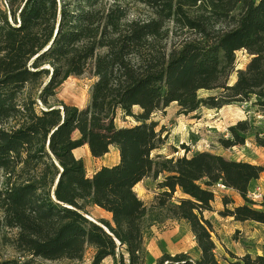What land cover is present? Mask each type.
Listing matches in <instances>:
<instances>
[{"label": "trees", "instance_id": "1", "mask_svg": "<svg viewBox=\"0 0 264 264\" xmlns=\"http://www.w3.org/2000/svg\"><path fill=\"white\" fill-rule=\"evenodd\" d=\"M135 4L147 15L132 16ZM242 50L250 59L235 69ZM90 63L85 106L64 103L57 88ZM247 102L264 113V0H1L0 227L18 255L0 264H145L146 232L168 221L187 225L198 257L163 251L155 264H264V247L225 248L219 259L205 217L222 184L242 203L221 194L219 217L264 224V195L248 197L264 167L184 144L180 156L154 153L166 137L151 117L159 110L176 103L187 116ZM118 115L135 123L119 126ZM227 129L221 147L252 136L264 149V130L250 120ZM111 146L116 164L90 175L74 155L87 147L101 158ZM161 176L146 204L134 187ZM91 206L110 220L87 218Z\"/></svg>", "mask_w": 264, "mask_h": 264}, {"label": "rangeland", "instance_id": "2", "mask_svg": "<svg viewBox=\"0 0 264 264\" xmlns=\"http://www.w3.org/2000/svg\"><path fill=\"white\" fill-rule=\"evenodd\" d=\"M146 13H148V10L142 4H135L130 12L132 16H138L140 18L144 17V15H147ZM236 55L237 59L235 69H244L250 59V55H248L247 52L243 50L238 51ZM91 73L92 63L88 65L83 76H71L62 85H60L57 88V97L69 105L73 104L79 107L85 106V103L89 99V87L93 82V75ZM235 78L236 75L233 74L229 80V83L231 84ZM214 93L215 91L203 90L200 91L198 95L199 97L203 98L206 95ZM241 104L243 103H233L232 105H226L218 111H212L203 107L197 110L195 113H191L187 116L178 113L179 107L176 103L171 104L163 111L159 110V112L154 113L151 117L152 120L158 123L157 130H159L160 127L164 128L165 132L163 137H166L164 142L160 144V148L154 153L162 154L168 157L180 156L183 154L180 144L187 145L191 150L190 153L204 150L217 151L219 148V144H217L218 138L220 136L228 137L229 133L227 127L229 124H233V122L242 115L243 108H241ZM134 111L137 112L138 108H134ZM116 118L117 124L119 126H130L135 123V121L131 118L124 119L120 115H118ZM175 147L178 151L174 153L173 149ZM86 149L87 148L85 147L77 148L75 151V156L83 159L87 174L92 173L95 169L102 166V162L105 160L106 162H112V151H110V153L104 159L96 160V158H93L90 155L89 150ZM162 179V176L158 179L146 178V180L137 184L134 190L147 204L152 200L154 192L157 191V184L161 182ZM1 186L2 174L0 171V188ZM213 189H215V197L216 201H218L225 188ZM212 204L214 207L215 203L213 202ZM206 216L212 221L216 234V236L213 234L214 240L221 237V239L224 240L225 245L230 247V250L236 255L239 254L242 247L250 245L247 228L239 226V228L233 230V228L230 226V222H223L224 218L219 217L217 213L211 216H209V213H206ZM89 217L94 220L100 218L110 220V215L106 211L94 206L89 207ZM222 223L224 224V227H221ZM4 233H7V236L12 235V232H6L0 227V262L4 259L15 258L18 255L12 247L6 245L2 240L1 237ZM192 243L193 235L190 233L187 225L184 222L176 223L168 221L162 225L152 226L146 232L145 246L146 250L148 251V255L145 264H155L156 259L162 254L163 251H167L170 254H176L178 251H188L189 253L193 254L194 250L192 249ZM90 254L91 252H89L88 256H90ZM223 255L228 257L224 249L220 248V250L217 251V256L219 259H221ZM229 260L232 262V259ZM221 262L224 264H230L224 260ZM44 264L57 263L46 261ZM103 264H112V259H104Z\"/></svg>", "mask_w": 264, "mask_h": 264}, {"label": "crops", "instance_id": "3", "mask_svg": "<svg viewBox=\"0 0 264 264\" xmlns=\"http://www.w3.org/2000/svg\"><path fill=\"white\" fill-rule=\"evenodd\" d=\"M241 108H243L242 115L239 116L236 119V121L233 122V124L239 120H250L256 127L264 130V113H262L260 110H257V108H255L248 102L241 104ZM209 110L218 111L216 109H209ZM233 124H229V126ZM218 147L219 148L217 151H211V150H205V151H209V152L216 153V154H221L227 159L252 162V163H255V164H258L264 167V149L257 146L254 143L252 136H249L245 142V145H242V146H234L232 148H223L219 144ZM76 150L77 148L74 150V155H75ZM110 151H112V154H113L112 162H106V160L105 161L103 160L104 162H102L103 163L102 165L111 166V165L116 164L118 160V149L117 147L115 148L111 146ZM110 151L107 154L101 156V158H96V160L104 159L110 153ZM100 167H98L97 169H99ZM248 188H249L248 195L255 191H258L262 196L264 195V170L258 179H253L250 181ZM222 194H227L228 196H230L233 199L235 204L242 203V199L239 196V194L236 191H233L232 189L225 188ZM254 200L256 202L261 201V199H254ZM214 203H215L214 205L215 212L214 211L206 212V213H209V216L214 215L215 213H217V211L221 210V208L223 207V203H221V197H219L218 201H216V197H215ZM261 208L264 210V207H261ZM205 217L207 218L206 214H205ZM225 221L228 223L230 222V226L233 228V230L239 228V226H242L248 229V235H249L248 239L250 241V245H246L245 247H242L239 252V255H242L244 253L255 255V254H261L263 252L264 224L258 223L256 221L244 222V223L238 222V221L235 222L231 218H224L223 222ZM223 225L224 224L222 223L221 227H224ZM215 245H216V255H217V251H219L220 248L221 249L223 248L224 251H225V248L230 250V247H227L225 245L224 240L221 239V237L215 239ZM192 249L194 250L193 254L189 253L188 251H178V252H185V253L190 254L192 257L197 258L198 252L195 248L194 236H193Z\"/></svg>", "mask_w": 264, "mask_h": 264}, {"label": "built area", "instance_id": "4", "mask_svg": "<svg viewBox=\"0 0 264 264\" xmlns=\"http://www.w3.org/2000/svg\"><path fill=\"white\" fill-rule=\"evenodd\" d=\"M216 189H220V188H225L222 184H217L215 186ZM216 193V192H215ZM249 198H252L253 200L254 199H262V195L258 192V191H255V192H252L248 195Z\"/></svg>", "mask_w": 264, "mask_h": 264}, {"label": "water", "instance_id": "5", "mask_svg": "<svg viewBox=\"0 0 264 264\" xmlns=\"http://www.w3.org/2000/svg\"><path fill=\"white\" fill-rule=\"evenodd\" d=\"M87 218H89V219H91V220H93L91 217H89V216H87ZM103 229H105V227L103 226Z\"/></svg>", "mask_w": 264, "mask_h": 264}, {"label": "bare ground", "instance_id": "6", "mask_svg": "<svg viewBox=\"0 0 264 264\" xmlns=\"http://www.w3.org/2000/svg\"><path fill=\"white\" fill-rule=\"evenodd\" d=\"M87 148V147H86ZM86 150H89L88 148Z\"/></svg>", "mask_w": 264, "mask_h": 264}]
</instances>
